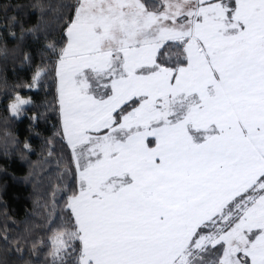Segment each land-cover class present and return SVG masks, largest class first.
<instances>
[{
    "label": "snow or ice",
    "instance_id": "obj_1",
    "mask_svg": "<svg viewBox=\"0 0 264 264\" xmlns=\"http://www.w3.org/2000/svg\"><path fill=\"white\" fill-rule=\"evenodd\" d=\"M0 86V264H264V0H0Z\"/></svg>",
    "mask_w": 264,
    "mask_h": 264
},
{
    "label": "trees",
    "instance_id": "obj_2",
    "mask_svg": "<svg viewBox=\"0 0 264 264\" xmlns=\"http://www.w3.org/2000/svg\"><path fill=\"white\" fill-rule=\"evenodd\" d=\"M31 11V9H29ZM33 22H35V17L32 18ZM26 73L24 71H20L19 68H17V72H12V63L9 62L8 64V76L10 81L13 83L19 84V90L21 93L25 96V98H31L33 99L37 104H39L43 99V90L38 89H28L26 84L27 80L25 79ZM4 89L2 86H0V137L3 136L6 129L3 127L4 118L6 116V113L4 111L5 106L7 104V100L5 99L3 95ZM44 109L41 108V111ZM10 115V114H8ZM56 119L55 115L51 117V120L54 122ZM7 131L14 132L17 134L23 143L25 137L32 136V133L28 130V120L27 119H20L17 118L14 123L11 124V127L7 129ZM48 133H45V136H47ZM33 145L36 147L37 153H41V140L40 139H33L32 140ZM42 155V153H41ZM33 159H36V156L32 157ZM2 159V157H0ZM12 167L16 170L17 174L19 176H23L24 172L27 171V165L23 164L21 160H19L17 155H14L12 157ZM30 185H23L21 183H17L9 179L8 187H7V194L3 197L2 200H0V227H2L5 223V220L8 217H11L12 219L19 221V219L24 215L25 212V203L28 204V208L31 211L32 209V202L31 200H25V197L28 195V191L30 189ZM35 199V198H32ZM7 214V215H6ZM42 217L39 215V213H35V221L34 224L37 228L42 227ZM46 223V222H44Z\"/></svg>",
    "mask_w": 264,
    "mask_h": 264
}]
</instances>
